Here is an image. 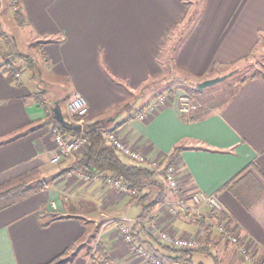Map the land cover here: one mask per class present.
<instances>
[{
  "label": "crops",
  "instance_id": "crops-1",
  "mask_svg": "<svg viewBox=\"0 0 264 264\" xmlns=\"http://www.w3.org/2000/svg\"><path fill=\"white\" fill-rule=\"evenodd\" d=\"M16 1L24 13V25L15 19L14 0H0V56L10 59L9 65L0 66V187L11 186L16 178L47 165L55 131L67 137L77 135L79 124H93L121 108L111 115L106 137L117 131L163 166L173 147L182 143L176 166L181 186L187 188L185 196L193 190L217 193L229 224L260 256L264 252L262 75L248 77L224 105L201 118L187 119L194 104L189 113L180 111L182 92L177 90L155 113L138 117L141 107L160 94L141 96L140 92L147 81L164 74L165 46L188 18L191 0ZM263 37L264 0H204L174 62L190 81L199 82L251 56ZM17 38L26 47H37V63L13 53ZM45 39L53 40L37 44ZM15 71L20 75L15 76ZM73 92L84 95L89 106L82 120L69 116L64 96ZM133 95L134 103L124 107ZM138 100L142 102L135 109ZM57 105L66 124L56 116ZM84 150L63 156L57 162L59 168H48L45 187L0 208V264H47L66 250L63 258L71 261L65 264H144L120 233L123 217L133 219L131 229L142 245L166 259L178 254L160 239L156 228L135 220L146 212L137 196L121 192L102 178L85 181L77 174L81 169L62 174ZM163 170L157 171L155 185V190L164 191L162 200L173 196ZM241 185L245 186L239 191ZM156 216L159 229L204 242L203 248L188 254L191 264H209L210 259L213 264H253L215 223L207 240L205 227L184 213L172 217L159 210ZM97 243L102 247L98 252Z\"/></svg>",
  "mask_w": 264,
  "mask_h": 264
},
{
  "label": "built area",
  "instance_id": "built-area-1",
  "mask_svg": "<svg viewBox=\"0 0 264 264\" xmlns=\"http://www.w3.org/2000/svg\"><path fill=\"white\" fill-rule=\"evenodd\" d=\"M13 8L17 10L19 9V5L14 2ZM19 75L20 71H15V76ZM169 96L168 93L158 94L152 102L139 112L138 117L145 119L155 113L169 100ZM67 108L71 116L73 115V117H75L77 115L80 120H82L89 111L85 96L79 92H73L68 98ZM179 109L182 113H189L192 110V99L188 93H182L179 96ZM107 138L118 152L123 157L128 158L129 161L147 165L155 171L164 169L163 177L173 193L172 198L162 200L151 214L146 217H138L135 219L136 221L147 222L153 228H156L159 232L160 239L173 248H183L187 250L198 249L200 246L204 245V242L198 237L179 236L169 230L159 229L157 226V212L159 210H165L172 217H177L179 214L184 213L193 220L214 222L217 229L225 237L238 245L239 251L246 261L252 262L255 259V255H253L246 238L229 224L227 215L222 217L221 214L224 210V205L217 193L193 190L190 192L189 197H187L181 193L182 186L176 163L163 166L160 160L149 158L145 152L125 141L117 131H110ZM53 139L55 146L49 151L50 161L53 163L59 162L63 156L78 152L88 145V137L83 125L77 135L67 137L60 131H55L53 133ZM77 174L85 181L102 178L106 184L114 186L123 193L133 196H138L140 194L136 187L110 174L103 175L99 172H87L84 170L77 171ZM212 217H217L218 220L221 218V220L216 221V218ZM132 220L133 219L129 217H123L122 222L119 224V230L124 240L130 245L131 250L144 264H187L185 261L176 262L171 259H166L142 245L133 234L130 226Z\"/></svg>",
  "mask_w": 264,
  "mask_h": 264
},
{
  "label": "trees",
  "instance_id": "trees-1",
  "mask_svg": "<svg viewBox=\"0 0 264 264\" xmlns=\"http://www.w3.org/2000/svg\"><path fill=\"white\" fill-rule=\"evenodd\" d=\"M15 3L18 4L16 0H14ZM201 14V8L194 9L189 14L188 18L179 26V28L173 33V35L170 37L168 43L165 46L163 55L161 57V61L164 65V75L163 77L158 78H152L149 81H147L142 88V91L140 92L141 96L146 95V91H156L159 86H161V80L165 79H172L176 81H180V83H186L188 82V86L186 85V89L190 94L193 95L195 98L193 103L195 106L192 110V112L187 117L188 120H195L198 118H201L204 116L207 112L211 111L214 107L222 106L224 105L228 99H230L237 91L238 85L242 82H244L248 77L242 79L239 84L235 87V89H232L230 92V95L222 96L218 101L216 100L215 96H209V101H206V97L204 96V93L202 89L198 87V81H190L187 73L184 71H181L175 64L174 58L176 56V53L185 39L188 32L192 29L196 21L198 20L199 16ZM14 15L17 23L19 25H24L26 23L24 13L21 11V9L14 10ZM53 39H45L38 41L37 44H44L47 42L52 41ZM249 55H246L245 57L232 62V65H235L239 61L247 59ZM1 59H5V61L0 62V66L9 65V60L5 57H1ZM258 73H253L250 76L254 77L257 76ZM262 77L264 78V72L261 73ZM249 76V77H250ZM169 86L162 87V91ZM160 90V91H161ZM156 94V93H155ZM173 94V93H169ZM71 96V93H67L64 96V99L69 98ZM134 103V100L127 101L123 106L128 107L129 105H132ZM123 107V108H124ZM142 109L144 106L141 107ZM140 108V109H141ZM141 109V111H142ZM121 108L117 109L115 113L111 114L115 116ZM111 115H107L99 120H97L93 124H87L84 127V130L86 132V135L88 137V145L86 146L83 154L75 161V163L72 165L71 168H66L62 174L68 173L70 170L74 169H81L87 172H99L101 174H110L116 178L121 179L125 183L136 187L140 194L137 196L142 202H144V206L146 208V212L143 214L142 217H146L149 214H151L158 206V204L162 201L164 191L162 188L159 187V189L155 190V185L157 184L156 174L157 171L149 168L147 165L134 163L132 161L125 160L122 155L118 152V150L115 148L114 145H112L106 137V129L107 123L110 119V117H113ZM75 118H79V116H75ZM184 146L183 144H176L171 153L169 154L167 164L176 163L178 158L180 157V153L183 150ZM48 181L46 179H39L34 183H28L25 178H16L13 182V185L7 186V187H0V208L7 204L4 202L9 197L19 194V195H26L32 191H35L37 189L43 188L47 185ZM230 185V182L227 184ZM187 188H182L181 193L183 195L186 194ZM222 217L225 216V211H222ZM216 218V221H220ZM50 221V220H49ZM49 221L43 222V225H47ZM201 225H203L206 229V238L207 240H210L211 234L213 232V225L214 222H209L206 220L199 221ZM93 237H96V234H93ZM205 246V245H204ZM203 245L199 248H203ZM94 248V247H92ZM91 250H89V253L91 254ZM100 243L96 244L95 251L98 252V250H101ZM175 251L178 252V254L175 257H172L173 261H185L187 264H191V258L188 257V254L192 250H187L183 248H176ZM68 250H66L62 256H59L55 258L54 260L50 261L47 264H65L69 261H71V258H63L64 254H67ZM103 259L105 262L110 263V258L106 255L103 256ZM253 264H264V252L258 256L255 257V259L252 261Z\"/></svg>",
  "mask_w": 264,
  "mask_h": 264
},
{
  "label": "rangeland",
  "instance_id": "rangeland-1",
  "mask_svg": "<svg viewBox=\"0 0 264 264\" xmlns=\"http://www.w3.org/2000/svg\"><path fill=\"white\" fill-rule=\"evenodd\" d=\"M204 0H191V11H193L194 9L198 8L200 9L202 4H203ZM191 13V12H190ZM22 39H18L17 38V43L14 42V46H15V51H13V53L21 55L25 58H31L33 59L36 63L38 62V60L40 59V53L39 50L37 49V47H35V45L30 44L28 47H26V44L22 42ZM14 50V49H13ZM3 61H5V59H2ZM36 70L39 71V68L36 67ZM232 71V73L227 76L226 78H224L223 80H220L212 85L206 86L204 88H200L202 89L204 96L206 97V101H209V96H215L216 100L218 101V99H220L222 96H226V95H230L232 89H235V87L239 84V82L246 78L249 77L251 74L253 73H258L261 74L264 72V37H263V41H261L260 45L257 48V51L254 52L251 56H249L247 59L239 61L238 63H236L235 65H232L231 67L227 68V71H225L226 74L228 72ZM221 74V75H223ZM164 75V74H163ZM163 75L161 77H163ZM37 78L38 80H40L41 78L39 77V74H37ZM161 86H159L157 88L156 91H146L145 94L149 95H153V93L158 94L161 92H165V93H175V90L177 91H181L182 93H188L192 99V103L194 101V97L192 94H190L188 92V90L185 88L186 85L188 86V82L186 83H180V81H174L172 79H163L161 80ZM169 86L168 88L164 89L163 91L161 90L162 87L165 86ZM161 90V91H160ZM139 92L135 93V95H138ZM133 95L131 96V98L129 99V101L131 100H135L137 97ZM141 101H136L135 102V109L139 107ZM70 116V114H69ZM73 118V115L71 116ZM112 122H109V124H107V126L105 127L106 131L109 128V126L111 125ZM86 147H84L85 149ZM50 155V154H49ZM126 158V157H125ZM127 160H129L127 158ZM59 163H52L50 161V157L48 158V163L46 166L42 167V168H36L33 169L31 171H29L25 177L26 181L28 183H34L39 179H46L49 180L48 178H44L46 177V173H47V169L52 167L53 169H57L59 168ZM245 185H241L239 186V191H241L240 189H242V187H244ZM251 187V186H250ZM243 194V191H242ZM21 197V195L19 194H15L11 197H9L7 200H5L4 202H6L7 204H9L10 202H13L17 199H19ZM242 197H245V194L242 195ZM251 203V201H245L244 204L249 205ZM94 231H95V227H94ZM251 251L253 252V255H255L254 251L251 249ZM200 254H205V252H200ZM256 257V256H255ZM209 264H213V260L210 259V261L208 262Z\"/></svg>",
  "mask_w": 264,
  "mask_h": 264
},
{
  "label": "water",
  "instance_id": "water-1",
  "mask_svg": "<svg viewBox=\"0 0 264 264\" xmlns=\"http://www.w3.org/2000/svg\"><path fill=\"white\" fill-rule=\"evenodd\" d=\"M231 73H232V71H230V72H228L226 74H223V75H218V76H214V77L203 79V80L198 82V87L199 88H204L206 86L212 85V84H214V83H216V82H218L220 80H223L224 78L229 76ZM55 113H56L57 118L59 119V121L62 124H66L67 123V121L65 120V117L63 115V112L61 110L60 105H57L55 107ZM78 126H80V128H82V124H79Z\"/></svg>",
  "mask_w": 264,
  "mask_h": 264
}]
</instances>
